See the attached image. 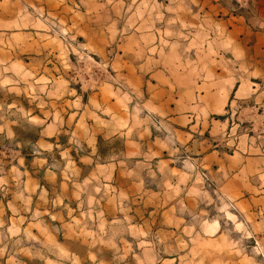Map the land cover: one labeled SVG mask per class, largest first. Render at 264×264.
<instances>
[{
  "label": "rangeland",
  "instance_id": "374dc122",
  "mask_svg": "<svg viewBox=\"0 0 264 264\" xmlns=\"http://www.w3.org/2000/svg\"><path fill=\"white\" fill-rule=\"evenodd\" d=\"M241 3L0 0V264H264Z\"/></svg>",
  "mask_w": 264,
  "mask_h": 264
},
{
  "label": "crops",
  "instance_id": "0c3cea01",
  "mask_svg": "<svg viewBox=\"0 0 264 264\" xmlns=\"http://www.w3.org/2000/svg\"><path fill=\"white\" fill-rule=\"evenodd\" d=\"M264 3V0H261ZM244 3H241V48L247 46V43L253 41L252 47L255 48L257 54L261 55L264 52V7L259 14V17L255 20L256 25L251 26L250 20L247 16L242 13V8L244 7ZM236 27L231 29L229 33H235ZM217 150L205 152L203 155L198 154L197 160L201 159H212L216 157V161L218 163H222L223 159L219 157L220 153H215ZM113 177L116 175V172L113 171ZM114 186V185H113ZM115 188L118 189L119 187L115 184ZM130 187H125V192H128ZM119 190H122L119 188Z\"/></svg>",
  "mask_w": 264,
  "mask_h": 264
}]
</instances>
